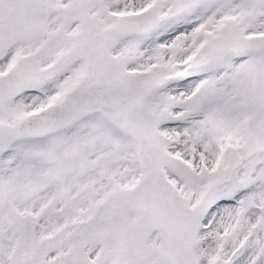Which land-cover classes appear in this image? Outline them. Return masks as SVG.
Returning <instances> with one entry per match:
<instances>
[{"label": "snow or ice", "instance_id": "obj_1", "mask_svg": "<svg viewBox=\"0 0 264 264\" xmlns=\"http://www.w3.org/2000/svg\"><path fill=\"white\" fill-rule=\"evenodd\" d=\"M0 264H264V0H0Z\"/></svg>", "mask_w": 264, "mask_h": 264}]
</instances>
